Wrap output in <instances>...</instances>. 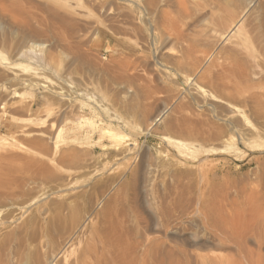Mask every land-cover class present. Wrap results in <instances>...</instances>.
<instances>
[{
    "label": "rangeland",
    "instance_id": "374dc122",
    "mask_svg": "<svg viewBox=\"0 0 264 264\" xmlns=\"http://www.w3.org/2000/svg\"><path fill=\"white\" fill-rule=\"evenodd\" d=\"M133 1L0 0V224L10 227L0 235V264H81L91 250L105 252L99 264H162L164 258L152 250L157 244L176 254L172 264H203L204 258L214 255L225 264H244L235 244L212 239V228L197 211L202 203L209 204L210 213L221 222L237 216V223L252 228V235L241 246L264 259L263 226L246 222L256 212L264 213V126L247 103L241 104L240 98L230 94L233 91L221 88L225 71L235 62L247 64L251 75L263 74L259 78L252 75L255 81L264 77V0H255L246 12L250 17L245 13L244 18L241 12L246 0H183L188 7L200 6L205 14L226 15L218 24L208 20L206 30L209 25L214 30L209 36L203 33L201 47H194L199 53L193 49V61H188L192 58L186 44L195 33L187 43L178 41L175 33L170 35L164 27L137 15V4L142 2ZM153 1L156 10L177 17L178 0ZM227 6L229 13H224ZM155 15L150 16L153 21ZM236 24L247 28L241 44L236 40ZM217 26L228 39H215L212 32ZM151 29L157 37L154 43ZM210 73L220 75V87L210 83ZM188 126L201 130L195 144L181 133ZM211 126L224 129V143L208 140ZM109 131L122 136L118 138L122 142L111 138ZM134 175L137 179L131 184ZM177 198L190 214L165 228L159 213L170 199ZM118 256L123 259L116 263Z\"/></svg>",
    "mask_w": 264,
    "mask_h": 264
},
{
    "label": "bare ground",
    "instance_id": "6f19581e",
    "mask_svg": "<svg viewBox=\"0 0 264 264\" xmlns=\"http://www.w3.org/2000/svg\"><path fill=\"white\" fill-rule=\"evenodd\" d=\"M124 1H126V3H134V1L133 0H124ZM166 1H168V0H166ZM165 1V3H167ZM171 1V0H170ZM176 1V0H175ZM219 1V0H218ZM230 1V0H229ZM255 0H249L248 2H247V0H246V6H244V9H243V12H241L242 13V16H243V18L245 17V13L252 7V4H253V2H254ZM259 2H260V0H258ZM262 1V0H261ZM141 2L142 3H140V4H137V8H136V10L138 11V14L137 15H141V17H145V21L147 20L149 23L151 22V23H155L156 24V27H157V24L159 25V26H162V28L164 27V29H166L167 31H168V33L171 35V34H174V35H176V37L178 38L177 40L178 41H180L181 42V40L184 42V43H187V41H188V38L190 37L191 38V35L193 34V33H195V34H193L192 35V37L194 36H198V38L197 37H195V39L193 40V38H192V40H191V43H190V41H188L189 42V44L187 43L186 44V46L188 47V52H190V56L189 57H191V56H194V58H195V54L198 52L199 53V48H197V49H199V50H197L196 48H194V47H197L201 42L199 41V40H202V37L204 36L205 37V35H207L208 34V36H209V33H210V30H214L212 27H210V25H209V30L207 29L206 30V23L208 22V20H210V18L213 20H215V21H213V22H215V23H217V21L220 23V22H223L222 20L226 17V15H225V17L223 18V16H222V14L221 15H219V16H215L214 15V13L213 14H208V13H204L203 12V10H202V8H200V6H195V5H190L189 7H188V5L186 6L184 3H183V0H178V5H179V9L177 10L178 12H177V17H173V13L172 12H169V11H165V10H161V11H159V10H156V9H158L157 8V6L155 5L156 3H154V1L153 0H141ZM156 2V1H155ZM158 2V1H157ZM169 2V1H168ZM186 2V1H185ZM233 2H234V0H233ZM256 2V1H255ZM163 3H164V1H163ZM195 3H196V1H195ZM210 3H213V2H210ZM262 3V2H261ZM121 4V3H120ZM173 4V3H172ZM175 4V3H174ZM198 4V3H197ZM260 4V3H259ZM258 4V5H259ZM123 5V4H122ZM125 5V4H124ZM123 5V6H124ZM161 5V4H160ZM159 5V6H160ZM177 4H175V6H176ZM216 5V4H215ZM224 5V4H223ZM235 5V4H234ZM263 5V4H262ZM128 6H130V5H128ZM127 6V7H128ZM163 6V5H162ZM165 6V5H164ZM167 6H169V4L167 5ZM233 6V5H232ZM238 6H240V3L238 4ZM257 6V5H256ZM261 6V5H260ZM126 7V6H125ZM170 8L169 9H171V6H169ZM208 7V6H207ZM129 8V7H128ZM162 8H164V7H162ZM176 8V7H175ZM206 7H204V9H205ZM216 8V7H215ZM218 8V7H217ZM222 8V7H221ZM228 6H227V8L225 7V9L223 10V9H220V10H223V12L224 13H229V10H228ZM232 8V7H231ZM236 8H237V6H236ZM135 9V8H134ZM166 9V8H165ZM168 9V10H169ZM172 9H174L173 7H172ZM202 11H201V10ZM211 9V8H210ZM218 9V10H219ZM234 9V8H233ZM232 9V10H233ZM264 9V8H263ZM123 10H124V8H123ZM132 10V9H131ZM231 10V11H232ZM215 11V10H214ZM230 11V12H231ZM234 11V10H233ZM238 11V10H237ZM242 11V10H241ZM123 12V11H122ZM175 12V11H174ZM221 13H223L222 11H220ZM239 12H240V9H239ZM261 12V11H260ZM263 12V11H262ZM204 13V14H203ZM217 13V12H216ZM236 13V12H235ZM248 13V12H247ZM246 13V14H247ZM65 14V13H64ZM136 14V13H135ZM154 14H157L158 16H156V20L155 21H153L154 20V17H150L151 15H154ZM218 14V13H217ZM68 15V14H67ZM127 15V14H126ZM240 14H238V16H239ZM248 15V17H250L249 15L250 14H247ZM60 16V15H59ZM242 16L240 15V17L239 18H242ZM258 16V15H257ZM60 17H62V16H60ZM129 17H132V15L131 16H129ZM134 17V16H133ZM212 17H215V18H212ZM229 17V16H228ZM68 18V17H67ZM140 18V17H139ZM144 19V18H143ZM227 19V18H226ZM250 19V18H249ZM211 20V21H212ZM225 20V19H224ZM231 20H236L235 18H231ZM238 20V19H237ZM240 20H242V19H240ZM245 20H246V18H245ZM245 20L243 21V22H245ZM261 20V19H260ZM132 21V20H131ZM263 21V20H262ZM129 22V21H128ZM140 22H141V20H140ZM226 21H224V23H225ZM238 22V21H237ZM127 23V22H126ZM148 23V24H149ZM241 23V22H240ZM261 23H264V22H261ZM145 24V23H144ZM218 24V23H217ZM221 24H223V23H221ZM245 24V23H244ZM244 24H240V25H238V24H236L235 25V27H234V29H236V40L238 41L237 43L238 44H241L242 43V41H244V36H245V31L247 30V28H246V30H245V26H246V24H245V26H244ZM251 24V23H250ZM146 25V24H145ZM151 26H153L152 24H150ZM216 25V24H215ZM225 25H227V27H228V22L227 23H225ZM232 25V24H231ZM253 25V24H252ZM260 25V24H259ZM128 26V25H127ZM148 26V25H147ZM212 26V25H211ZM220 26H224V25H220ZM207 27H208V25H207ZM215 27V26H214ZM218 28H215V31H211L212 33H213V36H215V39L217 38V39H220V40H224L226 37H228V36H226V32L225 33H223V32H221V31H218V29H219V26H217ZM247 27V26H246ZM254 27V26H253ZM252 27V28H253ZM257 27V26H256ZM128 28H130L129 26H128ZM149 28H150V26H149ZM149 28H147V29H149ZM212 28V29H211ZM229 28H231V26L229 27ZM249 28H251L250 26H249ZM251 28V29H252ZM263 28V27H262ZM146 29V30H147ZM216 29H217V31H216ZM225 29V28H224ZM233 29V30H234ZM130 30H132V28L130 29ZM156 30V29H155ZM222 31H223V29H221ZM232 30V31H233ZM260 30V29H259ZM125 31L127 32V30L125 29ZM135 30H133L132 32H134ZM149 30H147V32H148ZM160 31V30H159ZM227 31V30H226ZM205 32V35H203V33ZM251 33H254V32H251ZM262 33V32H261ZM264 33V32H263ZM137 34V33H136ZM165 34V33H164ZM168 34V35H169ZM259 34V33H258ZM140 35H142L141 33H140ZM158 35V34H157ZM230 35V34H229ZM262 35V34H261ZM150 36H151V38H152V42L154 43V41L156 40V34H155V32H154V30H150ZM173 36V35H172ZM201 38H200V37ZM207 36V37H208ZM255 36V35H254ZM203 37V38H204ZM206 37V38H207ZM211 37V36H210ZM209 37V38H210ZM256 37H258V36H256ZM263 36H261V38H262ZM173 38V37H172ZM189 38V39H190ZM197 38V39H196ZM213 38V37H212ZM252 38V37H251ZM264 38V37H263ZM262 38V39H263ZM26 39V38H25ZM150 39V38H149ZM159 39V38H158ZM162 39H164V38H162ZM226 39H228V38H226ZM164 40H166V39H164ZM210 40V39H209ZM246 40V39H245ZM254 40H256L255 38H254ZM174 41V40H173ZM219 41V40H218ZM253 41V40H252ZM257 41V44H259L258 43V39L256 40ZM160 42V41H159ZM200 42V43H199ZM158 43V42H157ZM203 43H208V42H204L203 41ZM254 43V42H253ZM164 44H166V42H164ZM170 44V43H169ZM257 44H255L256 46H257ZM260 44H262V43H260ZM154 45H156V44H154ZM174 45H176V43L174 44ZM158 46H160V45H158ZM165 46V45H164ZM164 46H162V47H164ZM200 46V45H199ZM161 47V46H160ZM185 47V46H184ZM201 47V46H200ZM220 47V46H219ZM259 47V46H258ZM157 48V47H156ZM186 48V47H185ZM216 48V47H215ZM160 49V48H159ZM193 49H196L195 50V52L196 53H194L193 54ZM203 49V48H202ZM201 49V50H202ZM157 50H158V48H157ZM164 50V49H163ZM215 50V49H214ZM257 50H258V48H257ZM161 51V50H160ZM184 52H185V49L183 50ZM204 51V50H203ZM202 51V52H203ZM234 51V50H233ZM259 51V50H258ZM201 52V51H200ZM231 52H232V50H231ZM158 53V52H157ZM185 53H187V52H185ZM184 53V57L187 55V57H188V54H185ZM228 53V52H227ZM226 53V54H227ZM162 54V53H161ZM168 54V53H167ZM179 54V53H178ZM225 54V55H226ZM241 54V53H240ZM243 54V53H242ZM168 55H170V54H168ZM180 55V54H179ZM199 55V54H198ZM178 56V55H177ZM223 56V55H222ZM226 56H228V55H226ZM231 56V53H230V55H229V57ZM245 56V55H244ZM167 57V56H166ZM187 57H186V59H187ZM200 57V56H199ZM247 57V56H246ZM159 58V57H158ZM176 58V57H175ZM192 59H190V58H188V59H190V60H188V61H193V57H191ZM196 58H198V57H196ZM237 58V57H236ZM199 59V61L201 60L202 61V59H200V58H198ZM198 59H196L197 60V62H199L198 61ZM234 59V58H233ZM239 60V59H238ZM261 60V59H260ZM170 61V60H169ZM176 61V60H175ZM178 61V60H177ZM183 61V60H182ZM205 61V60H204ZM235 61V60H234ZM248 61V60H247ZM166 62V61H165ZM244 62V61H243ZM259 62V61H258ZM168 63V62H167ZM175 63V62H174ZM177 63H179V62H177ZM193 62H191V64H192ZM200 63V62H199ZM138 64H140V63H138ZM159 64V63H158ZM245 64V63H244ZM171 65V64H170ZM209 66L211 65V64H208ZM174 66V65H173ZM231 66V65H230ZM229 65H228V67H230ZM247 64L246 65H243L242 63H239V62H235V64L233 65V66H231L232 68L231 69H229L227 66V68L226 69H229V70H226L225 71V76L226 77H224L225 79H226V81H225V79L223 80V81H225L224 82V84L222 85V87L221 88H225L226 90H229V93H230V90H231V92L232 93H230L233 97H237V98H240L239 99V101H241L240 103L241 104H246L247 103V105L250 107V109H251V111L253 112V115H254V117L256 118V120L259 122V121H261L260 123H262V126H264V85H263V82H264V77L263 78H261L260 80L258 79V81H255V80H257L256 78H259L258 77V75H260V74H253L252 73V75H254L256 78H254L251 74H250V72H248L249 71V67L247 66ZM250 66V65H249ZM161 67V66H160ZM178 68V67H177ZM210 68V67H209ZM248 68V69H247ZM254 69V68H253ZM177 70V69H176ZM199 70V69H198ZM198 70H196V71H198ZM206 70V69H205ZM208 70V69H207ZM191 71V70H190ZM213 73L212 74H214V75H216V73L214 72V71H212ZM192 73V72H191ZM209 73V72H208ZM211 73L209 74V80H210V83H212V85H213V87L215 86L216 88H218V87H220L219 86V84H217V81H218V79H220L219 78V76L220 75H218V76H214V75H212ZM212 75V76H211ZM261 75L263 76V74L261 73ZM261 75H260V77H261ZM208 76V75H207ZM122 78V77H121ZM214 78H216L217 80H214ZM137 79V78H136ZM141 79V78H140ZM255 79V80H254ZM135 80V79H134ZM146 80V79H145ZM141 81V80H140ZM201 81V80H200ZM222 82V81H221ZM144 83V82H143ZM142 83V84H143ZM209 83V82H208ZM209 83V84H210ZM188 84V83H187ZM207 84V83H206ZM149 85V84H148ZM195 85V84H194ZM201 85V84H200ZM203 85V84H202ZM142 87V86H141ZM140 87V88H141ZM144 87H146V85L144 86ZM188 87V86H187ZM193 87V86H192ZM212 87V88H213ZM163 89V88H162ZM167 89L169 90V88L167 87ZM142 90V89H141ZM145 90H146V88H145ZM152 89L150 88V91H151ZM192 90H194V88L192 89ZM215 90H217V89H215ZM164 91V90H163ZM162 91V92H163ZM170 91V90H169ZM198 91V90H197ZM200 91V90H199ZM183 92V91H182ZM181 92V93H182ZM186 92H187V90H186ZM194 92V91H193ZM212 92H213V90H212ZM152 93V92H151ZM161 93V92H160ZM165 93V92H164ZM214 93V92H213ZM219 93V92H218ZM145 94V93H144ZM170 95V94H169ZM218 95H220V93L218 94ZM147 96V95H146ZM151 96V95H150ZM192 96V95H191ZM149 97V96H148ZM153 97V96H152ZM151 97V98H152ZM222 97H224V96H222ZM146 98V97H145ZM112 99H113V96H112ZM150 99V98H149ZM155 99V98H154ZM222 99H224V98H222ZM151 100V99H150ZM149 100V101H150ZM115 101V100H114ZM148 101V100H147ZM152 101V100H151ZM164 101V100H163ZM181 101H184V100H181ZM232 101H233V99H232ZM235 102H236V100H234ZM207 102V101H206ZM210 102V101H209ZM215 102V101H214ZM219 102V101H218ZM229 102V101H228ZM237 102H238V100H237ZM182 103V102H181ZM188 103V102H187ZM190 103V102H189ZM208 103V102H207ZM163 104H166V103H163ZM168 104H169V102H168ZM179 104V103H178ZM200 104H201V102H200ZM203 104V103H202ZM211 104V103H210ZM218 104V103H217ZM223 104V103H222ZM221 104V105H222ZM241 104H240V106H241ZM158 105V104H157ZM169 105H171V104H169ZM184 105H186V104H184ZM198 105V104H197ZM212 105V104H211ZM220 105V104H219ZM218 105V106H219ZM238 105V104H237ZM191 106V105H190ZM202 106V105H201ZM244 106L245 105H243V108H244ZM125 107V106H124ZM127 107H128V105H127ZM132 107V106H131ZM212 107V106H211ZM248 107V108H249ZM129 108V107H128ZM181 108V107H180ZM216 108V107H215ZM224 108H226V106L224 107ZM229 108V107H228ZM245 108H246V106H245ZM142 109V108H141ZM161 109V108H160ZM190 109H192V108H190ZM206 109V108H205ZM208 109V108H207ZM230 109V108H229ZM228 109V110H229ZM142 110H144V108L142 109ZM166 110H168V109H166ZM182 110V109H181ZM216 110H218L217 108H216ZM228 110H226V111H228ZM233 110V109H232ZM148 111H149V109H148ZM148 111H146L147 113H148ZM207 111H209V110H207ZM192 112V111H191ZM233 112H235V110L233 111ZM143 113V112H142ZM154 113V112H153ZM193 113V112H192ZM204 113V112H203ZM216 113V112H215ZM232 113V112H231ZM230 113V114H231ZM236 113V112H235ZM234 113V114H235ZM239 113V112H238ZM144 114H145V111H144ZM199 114V113H198ZM228 114V113H227ZM229 114V115H230ZM237 114V113H236ZM141 115V114H140ZM146 115H148V114H146ZM175 115V114H174ZM173 115V116H174ZM191 115H193V114H191ZM195 115V114H194ZM217 115V114H216ZM157 116V115H156ZM205 116H207L208 117V115H205ZM146 117V116H145ZM157 117H159V116H157ZM187 117V116H186ZM196 117V116H195ZM206 117V118H207ZM217 117V116H216ZM227 117V116H226ZM242 117V116H241ZM150 118V117H149ZM202 118V117H201ZM201 118H199L198 117V120L199 119H201ZM211 118V117H210ZM218 118V117H217ZM156 119V118H155ZM191 119H192V117H191ZM204 119V118H203ZM148 120V119H147ZM172 120V119H171ZM185 120V119H184ZM155 121V120H154ZM169 121V120H168ZM168 121H166V122H168ZM202 121V120H201ZM207 121H208V119H207ZM211 121V120H210ZM231 121V120H230ZM153 122V121H152ZM178 122V121H177ZM191 122V121H190ZM195 122H197V119H196V121ZM148 123V122H147ZM176 123V122H175ZM174 123V124H175ZM186 123V122H185ZM188 123V122H187ZM192 123V122H191ZM191 123L189 124V125H191ZM224 123H226V122H224ZM172 124V123H171ZM170 124V125H171ZM180 124V123H179ZM178 124V125H179ZM184 124V123H183ZM150 125V124H149ZM169 125V124H168ZM187 125V124H186ZM208 125H209V123H208ZM221 125V124H220ZM243 125V124H242ZM153 126V125H152ZM175 126V125H174ZM183 126H185V125H183ZM232 126V125H231ZM261 126V125H260ZM177 127V126H176ZM175 127V128H176ZM189 127V126H188ZM186 127L187 129H183V127H182V129H183V131H181V133H182V135H184L185 137H187L188 138V140L189 139H191V143H197L198 142V140L197 139H199V137H201L200 136V134H201V130H199V129H197V128H192V127ZM199 127V126H198ZM235 127V126H234ZM250 127V126H249ZM166 128V127H165ZM171 128V126L169 127V129ZM174 128V129H175ZM178 128V127H177ZM214 128V129H213ZM213 128H212V126H211V129H213V130H211L210 131V133H209V139L208 140H214V141H218V140H221L222 138L224 139L225 138V136H224V133H225V131H224V129L222 128H218L217 126H213ZM241 128V127H240ZM172 129V128H171ZM174 129H173V131H174ZM208 129H210V128H208ZM236 129V128H235ZM238 129V128H237ZM250 129V128H249ZM261 129H262V127H261ZM180 130V129H179ZM240 130V129H239ZM242 130H244V129H242ZM246 130V129H245ZM263 130H264V128H263ZM166 131V130H165ZM170 132H171V130H169ZM168 131V132H169ZM172 131V132H173ZM252 131V130H251ZM243 132V131H242ZM259 132H261V133H263L262 132V130L261 131H259ZM109 134H110V136H111V138H113L114 140H116L117 142H122L121 141V139L119 140L118 138H122V136L121 137H119V135H117V134H113L112 132H108ZM175 134V133H174ZM177 134H180V133H177ZM205 134V133H204ZM170 135H171V133H170ZM176 135V134H175ZM244 135V134H243ZM259 135H261L260 133H259ZM109 136V135H108ZM109 136V137H110ZM180 136V135H179ZM262 136H263V134H262ZM183 137V136H182ZM184 137V138H185ZM249 137V136H248ZM180 138V137H179ZM123 139V138H122ZM181 139V138H180ZM203 139V138H202ZM223 139H222V141H223ZM183 140V139H182ZM205 140V139H204ZM254 140H255V138H254ZM124 141V140H123ZM178 141V140H177ZM190 141V140H189ZM188 141V142H189ZM226 141V140H225ZM225 141H223V143L225 142ZM256 141V140H255ZM260 141V140H259ZM182 142V141H181ZM199 142H201V141H199ZM184 143V142H183ZM231 143V142H230ZM251 143V142H250ZM189 144V143H188ZM193 144V145H194ZM118 144H116V146H117ZM122 145V144H121ZM175 145V144H174ZM225 145V144H224ZM252 145H254V144H252ZM119 146V145H118ZM190 146V145H189ZM178 147V146H177ZM186 148V147H185ZM184 148V149H185ZM189 147H187L186 149H188ZM225 148H226V146H225ZM255 148V147H254ZM122 149V148H121ZM185 149V150H186ZM119 150V149H118ZM129 151H131L130 149H128ZM128 150H126V151H128ZM125 151V152H126ZM188 151H189V149H188ZM192 152V151H191ZM130 153V152H129ZM192 154V153H191ZM131 155V154H130ZM146 155V154H145ZM142 156V155H141ZM140 156V157H141ZM139 157V158H140ZM145 161H146V159H144ZM144 163H146V162H144ZM160 163V162H159ZM164 164V163H163ZM162 164V165H163ZM153 165V164H152ZM159 165V164H158ZM137 166V165H136ZM146 166V165H145ZM167 166V165H166ZM163 167V166H162ZM162 167H160V168H162ZM168 167V166H167ZM143 168V167H142ZM169 168V167H168ZM260 168H262V167H260ZM144 169V168H143ZM160 170V169H159ZM263 171V170H262ZM151 172V171H150ZM149 172V173H150ZM184 172V171H183ZM172 173V172H171ZM187 173H188V171H187ZM193 173V172H192ZM141 174V173H140ZM173 174V173H172ZM179 174V173H178ZM176 174H175V172H174V177H178V175L177 176H175ZM51 176H53V174L51 175ZM187 176V175H186ZM154 177V176H153ZM185 177V176H184ZM53 178V177H52ZM65 179H67V178H65ZM64 179V180H65ZM108 179V178H107ZM111 179V178H110ZM133 179V178H132ZM136 179H137V176L136 175H134V179L132 180V182H131V184H134L135 183V181H136ZM147 179V178H146ZM256 179H257V177H256ZM184 180H186V177H185V179ZM108 181H109V179H108ZM150 181V180H149ZM154 181V180H153ZM177 181V180H176ZM195 181V180H194ZM202 181V180H201ZM259 181V180H258ZM257 181V182H258ZM95 182V181H94ZM191 182V181H190ZM190 182H188V183H190ZM210 182V181H209ZM256 182V183H257ZM97 183V182H96ZM106 183V182H105ZM108 183V182H107ZM115 183V182H114ZM184 183V182H183ZM193 183V182H192ZM197 183V182H196ZM252 183V182H251ZM122 185V184H121ZM156 185V184H155ZM176 185H178V184H176ZM181 185V184H180ZM182 185H185V184H182ZM190 185V184H189ZM257 185H259V184H257ZM94 186V185H93ZM96 186H98V183H97V185ZM135 186V185H134ZM194 186H195V183H194ZM256 186V185H255ZM254 186V187H255ZM56 187V186H55ZM119 187V186H118ZM192 187V186H191ZM191 187L189 186V188L191 189ZM61 188V187H60ZM97 188V187H96ZM186 188V187H185ZM184 188V189H185ZM188 188V189H189ZM194 187H192V189H193ZM212 188V187H211ZM246 188H247V186H246ZM257 188H259V187H257ZM64 189V188H63ZM91 189V188H90ZM92 189H93V187H92ZM100 189V188H99ZM106 189H108V188H106ZM189 189V190H190ZM253 189V188H252ZM256 189V188H255ZM56 190H58V189H56ZM179 190H180V188H179ZM198 190V189H197ZM244 190V189H243ZM65 191V190H64ZM91 191V190H90ZM92 191H94V190H92ZM245 191V190H244ZM252 191V190H251ZM258 191H260V190H258ZM66 192V191H65ZM117 192V191H116ZM123 192V191H122ZM157 191H155L154 193H156ZM205 192V191H204ZM208 192H209V190H208ZM253 192V191H252ZM255 192H256V190H255ZM126 193V192H125ZM136 193V192H135ZM58 194V193H57ZM122 194V193H121ZM254 194V193H253ZM125 195V194H124ZM216 195V194H215ZM79 196H81V195H79ZM134 196V195H133ZM181 196V195H180ZM196 196V195H195ZM209 196V193H208V195H207V197ZM212 196H214V195H212ZM113 197V196H112ZM125 197V196H124ZM182 197V196H181ZM181 197H179V198H181ZM257 197V196H256ZM255 197V198H256ZM101 198H102V196H101ZM104 196H103V198H102V201L104 200ZM116 198V197H115ZM179 198H177V199H170V201H169V206L168 207H165V208H163V209H161V213H159V214H161L162 215V217L164 218V221L165 222H163V227L165 226V228H168V227H170V225L173 223V222H177L179 219H182V218H187V216H189V208H187V207H185V206H182L181 204H179V202H177V200L179 201ZM263 198V197H262ZM112 199V198H111ZM114 199V198H113ZM122 199V198H121ZM126 199H127V197H126ZM190 199V198H189ZM227 199V198H226ZM254 199V198H253ZM116 200V199H115ZM118 200V199H117ZM158 200V199H157ZM197 200V199H196ZM211 200H213V198L211 199ZM218 200V199H217ZM236 200V199H235ZM245 200V202H246V199H244ZM214 201V200H213ZM255 201V200H254ZM75 202V201H74ZM131 202V201H130ZM202 202V201H201ZM251 202V201H250ZM118 203V202H117ZM160 203V202H159ZM163 203H165V202H163ZM167 203V202H166ZM186 203V202H185ZM188 203V202H187ZM199 203V201L197 202V204ZM264 203V202H263ZM189 204V203H188ZM200 204V203H199ZM215 204V203H214ZM258 204V203H257ZM75 205V204H74ZM90 205H92V204H90ZM113 205V204H112ZM164 205V204H163ZM184 205H186V204H184ZM191 205L192 204H190V206L189 207H191ZM213 205V204H212ZM244 205V204H243ZM249 205H250V203H249ZM248 205V206H249ZM260 205V204H259ZM263 205V204H262ZM8 206H9V204H8ZM76 206V205H75ZM114 206V205H113ZM117 206V205H116ZM166 206V205H165ZM236 206V205H235ZM247 206V207H248ZM252 206V205H251ZM122 207V206H121ZM216 207H218L217 205H216ZM254 207V206H253ZM76 208V207H75ZM101 208V207H100ZM112 208V206H110V208H108V210H110ZM193 208V207H192ZM191 208V209H192ZM210 208H211V206L208 204H205V203H202V206L200 205L199 206V208L197 209V211L200 213V214H202V216H203V219H204V223L208 226V227H210V228H212V233H213V240L214 241H218L220 244H225L226 242H228V243H233V244H235L236 246H237V250H238V252H239V255H240V258L242 259V260H244V261H242L244 264H264V259H263V256H258V257H256L255 256V251H247V249H244V247L243 246H241V244H242V242H244V240H247L248 239V235L250 234V235H252L250 232L252 231V228H248L247 229V227H248V225L246 226V227H243V225L242 224H239L240 222H236L235 221V219H236V217L237 216H234V218L235 219H232L231 221L229 220V222L228 221H226V222H221L220 221V219L218 220V218H220V217H218V218H216L217 217V215H212V213H210L211 211H210ZM255 208H257V207H255ZM57 209V211H58V208H56ZM160 209V208H159ZM221 209V208H220ZM219 209V210H220ZM239 209V208H238ZM245 209H247L246 207H245ZM253 209V208H252ZM95 210V209H94ZM122 210H123V208H122ZM221 210H224V209H221ZM237 210V209H236ZM248 210H250V209H248ZM263 210V209H262ZM57 211H55V212H57ZM101 211V210H100ZM111 211H113V210H111ZM154 211V210H153ZM212 211H216L215 209H213ZM246 211V210H245ZM255 211H256V209H255ZM54 212V211H53ZM119 212V211H118ZM121 212V211H120ZM217 212V211H216ZM235 212V211H234ZM243 213H244V211H242ZM247 212V211H246ZM260 212V211H259ZM259 212H256V214H253V215H251V217H249V219L248 220H246V222H249V225H251V226H253V227H255V226H258V225H260L261 227L263 226V229H264V221L262 222V218H261V215L260 214H262L261 212L259 213ZM263 212H264V210H263ZM58 213V212H57ZM81 213V212H80ZM92 213V212H91ZM102 213V212H101ZM124 213V212H123ZM118 214V213H117ZM154 214V213H153ZM216 214V213H215ZM233 214H235V213H233ZM241 214V213H240ZM264 214V213H263ZM262 214V215H263ZM107 215H109V213L108 214H106V216L105 217H108ZM119 215V214H118ZM123 215V214H122ZM160 215V216H161ZM63 216H64V214H63ZM120 216V215H119ZM216 216V217H215ZM222 216V220H224V217H223V215H221ZM242 216H243V214H242ZM34 217H36V216H34ZM58 217H60V216H58ZM67 217V216H66ZM81 217V216H80ZM123 217V216H122ZM227 217V216H226ZM19 218V217H18ZM79 218V217H78ZM231 218V217H230ZM238 218V217H237ZM247 218V217H246ZM111 219H113V217L111 216L110 217V221H111ZM119 219H120V217H119ZM122 219V218H121ZM132 219V218H131ZM226 219V218H225ZM239 219V218H238ZM78 220V219H77ZM76 220V221H77ZM106 220H108L107 218H106ZM227 220V219H226ZM243 220V219H242ZM6 221V220H5ZM8 221V220H7ZM80 221V220H79ZM140 221V220H139ZM4 222V221H3ZM28 222H29V220H28ZM47 222H49V221H47ZM56 222H57V220H56ZM59 222V221H58ZM65 222V221H64ZM63 222V223H64ZM72 222V221H71ZM71 222H70V224H71ZM81 222V221H80ZM112 222V221H111ZM124 222H126V221H124ZM132 222H134V220L132 221ZM242 222V221H241ZM1 223V222H0ZM68 222H66V224H67ZM79 223V222H78ZM113 223L115 224V222H112V223H110V224H112V226H113ZM118 223V222H117ZM160 223V222H159ZM33 224V223H32ZM134 224V223H133ZM137 224V223H136ZM28 225H30V224H28ZM51 225V224H50ZM56 225V224H55ZM60 225V224H59ZM62 225V224H61ZM81 225V224H80ZM79 224H78V226H80ZM109 225V224H108ZM119 225V224H118ZM117 225V226H118ZM131 225H132V223H131ZM246 225V224H245ZM27 226V225H26ZM33 226V225H32ZM111 226V227H112ZM116 226V225H115ZM121 226V225H120ZM119 226V227H120ZM242 226V227H241ZM25 227V226H24ZM49 227V226H48ZM67 228H68V226H66ZM134 227V226H133ZM137 227V226H136ZM20 228V227H19ZM27 228V227H26ZM71 228H72V226H71ZM74 228V227H73ZM76 228V227H75ZM78 228V227H77ZM90 228V227H89ZM99 228V227H98ZM115 228H118V227H115ZM8 229H10V227H8V226H6V223H5V225H3V224H0V235L3 233V232H6V230H8ZM62 229V228H61ZM66 229V228H65ZM119 230H120V228H118ZM11 230H14V229H11ZM33 230V229H32ZM68 230H69V228H68ZM112 230H114V231H117V230H115V229H113L112 228ZM127 230V229H126ZM132 230V229H131ZM130 230V231H131ZM139 230V229H138ZM10 231V230H9ZM20 231V230H19ZM18 231V232H19ZM43 231V230H42ZM50 231V230H49ZM77 231H78V229H77ZM121 231V230H120ZM134 231V230H133ZM173 232V229H168V232ZM21 232V231H20ZM28 232V231H27ZM56 232V231H55ZM64 232V231H63ZM118 233H119V231H117ZM136 232V231H135ZM175 232V231H174ZM12 233H14L13 231H12ZM50 233V232H49ZM106 233V232H105ZM111 233H112V231H111ZM22 234V233H21ZM34 234V233H33ZM41 234V233H40ZM53 234V233H52ZM130 234V233H129ZM140 234V233H139ZM169 234V233H168ZM6 235V234H5ZM4 235V236H5ZM19 236H20V238H21V235L20 234H18ZM57 235V234H56ZM60 235V234H59ZM65 235H66V233H65ZM108 235H110V234H108ZM112 235V234H111ZM8 236V235H7ZM30 236H31V233H30ZM41 236V235H40ZM51 236V235H50ZM91 236V235H90ZM140 236V235H139ZM142 236H144V234L142 235ZM10 237H11V235H10ZM14 237V236H13ZM12 237V238H13ZM22 237H24V236H22ZM59 237V236H58ZM61 237V236H60ZM58 238V239H61V238ZM64 237V236H63ZM70 237H74V236H70ZM77 237V236H76ZM86 237V236H85ZM110 237V236H109ZM115 237V236H114ZM113 237V238H114ZM147 236H145V238H146ZM5 238V237H4ZM25 238V237H24ZM24 238H23V241H24ZM31 238V237H30ZM57 238V237H56ZM65 238H66V236H65ZM80 238V237H79ZM35 239H36V237H35ZM35 239H33V240H35ZM37 239H38V237H37ZM64 239V238H63ZM67 239L68 240H70V238H69V235H68V237H67ZM71 239H73L72 241L74 242L75 241V239L74 238H71ZM143 239V238H142ZM27 240H30V239H27ZM53 240V239H52ZM119 239L117 238V240L116 241H118ZM240 240H243V241H240ZM261 240V239H260ZM8 241H10L9 239H8ZM12 241V240H11ZM40 241V240H39ZM43 241V240H42ZM51 241V240H50ZM93 241V240H92ZM142 241V240H141ZM258 241V240H257ZM19 242H22V238H21V241H19ZM25 242V241H24ZM38 242V241H37ZM37 242H35V243H37ZM66 242V244H68L67 243V241H65ZM72 242V243H73ZM82 242V241H81ZM80 242V243H81ZM144 242V241H143ZM146 242V241H145ZM7 243V242H6ZM12 243V242H11ZM10 243V244H11ZM23 243V242H22ZM21 243V244H22ZM33 243V242H32ZM35 243H33V244H35ZM50 243V242H49ZM48 243V244H49ZM64 243V242H63ZM63 243H61L62 245H64ZM69 243H71V242H69ZM95 243V242H94ZM157 243V242H156ZM183 243V242H182ZM214 243V242H213ZM259 243V242H258ZM3 244V243H2ZM24 244V243H23ZM39 244V243H38ZM66 244H65V246H66ZM12 245V244H11ZM26 245V244H25ZM29 245V244H28ZM55 245V244H54ZM62 245H60V247L62 246ZM112 245H113V243H112ZM122 245V244H121ZM158 246H156L155 248H152V250L154 249V252H155V255H161L162 256V258H164L163 260H160V261H162L161 263L162 264H164L165 262V260L166 261H168L169 262V264H172V261H173V258L176 256V254L172 251V249H168V250H166V249H164V248H161L160 246L161 245H159V244H157ZM166 245V244H165ZM17 246H18V244H17ZM21 246V245H20ZM33 246V245H32ZM38 246V245H37ZM125 246V245H124ZM127 246V245H126ZM145 247L147 246V245H144ZM169 246V245H168ZM1 247V246H0ZM10 247V246H9ZM8 247V248H9ZM14 247V246H13ZM33 247H35V246H33ZM44 247V246H43ZM91 247V246H90ZM150 247V246H149ZM174 247V246H173ZM4 248V247H3ZM17 248V247H16ZM19 248V247H18ZM38 248V247H37ZM47 248H48V246H47ZM62 248V247H61ZM21 249V248H20ZM19 249V250H20ZM26 249V248H25ZM53 249V248H52ZM57 249V248H56ZM55 249V250H56ZM126 249V248H125ZM147 249H148V247H147ZM14 250H15V248H14ZM27 250V249H26ZM63 250V249H62ZM123 250V249H122ZM177 250V249H176ZM12 251V250H11ZM16 251V250H15ZM14 251V252H15ZM25 251V250H24ZM36 251H39V250H36ZM42 251V250H41ZM71 251V250H70ZM107 251V250H106ZM109 251V250H108ZM57 252V251H56ZM55 252V253H56ZM59 252V251H58ZM73 252H76V251H73ZM72 252V253H73ZM112 252V251H111ZM140 252V251H139ZM145 252V251H144ZM143 252V253H144ZM52 253V252H51ZM104 253L105 252H97V251H89V253H88V255L86 256L85 255V257L82 259V262H81V264H99V262L98 261H101V259H102V257L104 256ZM107 253V252H106ZM16 255L17 254H19V252L17 253H15ZM23 254H25V253H23ZM112 254V253H111ZM129 254H130V252H129ZM153 254V253H152ZM174 254H175V256H174ZM260 254V253H259ZM36 255H38V253L36 254ZM36 255H35V257H36ZM42 255V254H41ZM68 255V254H67ZM73 255V254H72ZM76 255V254H75ZM123 255V254H122ZM141 255V254H140ZM58 256V255H57ZM63 256V255H62ZM61 256V257H62ZM113 256V255H112ZM56 257V256H55ZM114 257V256H113ZM112 257V258H113ZM53 258V257H52ZM111 258V259H112ZM124 258H125V255H124ZM158 258V257H157ZM224 258H226V257H224ZM38 259V258H37ZM68 259V258H67ZM66 259V260H67ZM100 259V260H99ZM122 257L121 256H118V257H115L114 258V260H115V262L116 263H119V262H122ZM125 259H128V258H125ZM231 259H232V257H231ZM35 260H36V258H35ZM39 260V259H38ZM40 260H41V257H40ZM42 260H44V259H42ZM72 260V259H71ZM109 260V259H108ZM107 260V261H108ZM239 260V259H238ZM237 260V261H238ZM70 261V260H69ZM79 261V260H78ZM126 262H127V260H125ZM132 261V260H131ZM234 261V260H233ZM239 261H241V260H239ZM40 262V261H39ZM41 263V262H40ZM49 263H52V262H49ZM49 263H47V264H49ZM58 263V262H57ZM56 263V264H57ZM131 264V262H128V264ZM178 263H179V261H178ZM225 264V262H224V260L222 259V258H220V257H218V256H216V255H214V256H210V257H207V258H204L203 259V264ZM36 264V263H35ZM120 264V263H119ZM124 264V263H123ZM133 264V263H132ZM192 264V263H191ZM227 264H230V262H228ZM233 264V263H232Z\"/></svg>",
    "mask_w": 264,
    "mask_h": 264
}]
</instances>
